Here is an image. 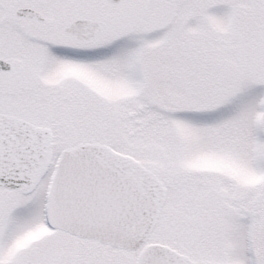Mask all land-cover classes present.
<instances>
[{"label":"snow or ice","instance_id":"6c2138e0","mask_svg":"<svg viewBox=\"0 0 264 264\" xmlns=\"http://www.w3.org/2000/svg\"><path fill=\"white\" fill-rule=\"evenodd\" d=\"M0 264H264V0H0Z\"/></svg>","mask_w":264,"mask_h":264}]
</instances>
